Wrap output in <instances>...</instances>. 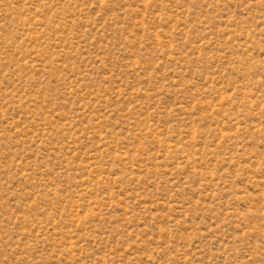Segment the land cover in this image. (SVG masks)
I'll return each mask as SVG.
<instances>
[{"label": "rangeland", "instance_id": "374dc122", "mask_svg": "<svg viewBox=\"0 0 264 264\" xmlns=\"http://www.w3.org/2000/svg\"><path fill=\"white\" fill-rule=\"evenodd\" d=\"M0 264H264V0H0Z\"/></svg>", "mask_w": 264, "mask_h": 264}]
</instances>
